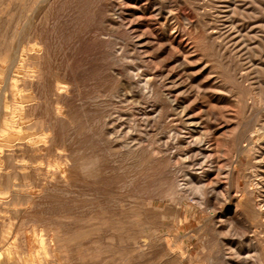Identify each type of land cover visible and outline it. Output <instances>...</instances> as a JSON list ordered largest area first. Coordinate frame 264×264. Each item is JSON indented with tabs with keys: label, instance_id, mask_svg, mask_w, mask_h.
Segmentation results:
<instances>
[{
	"label": "rangeland",
	"instance_id": "374dc122",
	"mask_svg": "<svg viewBox=\"0 0 264 264\" xmlns=\"http://www.w3.org/2000/svg\"><path fill=\"white\" fill-rule=\"evenodd\" d=\"M12 27L22 34L10 43ZM0 36V129L15 133L0 131V231L15 230L13 253L35 226L63 264H264L253 135L264 125V0H0ZM37 125L46 140L28 144ZM56 150L71 164L62 178L46 165ZM91 155L97 165L82 171Z\"/></svg>",
	"mask_w": 264,
	"mask_h": 264
},
{
	"label": "bare ground",
	"instance_id": "6f19581e",
	"mask_svg": "<svg viewBox=\"0 0 264 264\" xmlns=\"http://www.w3.org/2000/svg\"><path fill=\"white\" fill-rule=\"evenodd\" d=\"M15 1V0H14ZM40 1H43V2H47V1H49V0H40ZM19 2V1H18ZM22 3H23V1H22ZM231 3V2H230ZM234 3H235V1H234ZM18 4H20V3H18ZM24 4H25V2H24ZM35 5H36V3H34ZM229 4V3H228ZM5 5V4H4ZM232 5H233V3H232ZM25 6V5H24ZM24 6H23V8H24ZM29 6V5H28ZM46 6H48V5H46ZM255 6V5H254ZM5 7V6H4ZM26 7V6H25ZM221 7V6H220ZM6 8V7H5ZM43 8H44V5H43ZM34 9V8H33ZM33 9H31V14L33 13L32 12V10ZM37 9V8H36ZM256 9V8H255ZM246 10V9H245ZM254 10V9H253ZM252 10V11H253ZM49 11V10H48ZM34 13H35V10H34ZM41 13V12H40ZM222 14V13H221ZM227 14V13H226ZM19 15H21V14H19ZM19 15H18V18H16L18 21H19ZM30 15V14H29ZM28 15V16H29ZM34 15V14H33ZM32 15V16H33ZM8 16V15H7ZM9 16H12V14H10ZM13 17V16H12ZM30 17V19H31V16H29ZM35 17H37V15L35 16ZM34 17V18H35ZM228 18V17H227ZM5 19V18H4ZM11 18L9 17V20H10ZM29 19V18H28ZM27 19V20H28ZM29 19V20H30ZM16 20V21H17ZM28 20V21H29ZM7 21V20H6ZM16 21L15 22H13V24H15L16 23ZM32 21H33V18H32ZM4 22V21H3ZM10 22V21H9ZM30 22V21H29ZM118 22V21H117ZM220 22V21H219ZM19 23V22H18ZM18 23H17V25H18ZM23 23V22H22ZM1 24H3L2 22H1ZM30 24V23H29ZM31 24H34V23H32L31 22ZM8 25V24H7ZM10 25V24H9ZM107 26V25H106ZM7 28V27H6ZM6 28H4V29H6ZM12 28H14V27H12ZM30 28V30H31V26L29 27ZM213 28V27H212ZM218 28V27H217ZM240 28V27H239ZM9 29H11V28H9ZM8 29V30H9ZM21 29H23L22 28V26H21ZM215 29V28H214ZM105 30V29H104ZM183 30H185V29H183ZM210 30V29H209ZM31 32V31H30ZM20 33H21V31H19V30H17V28L15 27L14 29H12V31L10 32V36H9V38H7L6 40L7 41H10V43H11V40L14 38V39H16V36L19 38L20 36H18V34L20 35ZM7 34H8V32H7ZM22 34V33H21ZM249 34V33H248ZM4 35V34H3ZM6 35V34H5ZM217 35V34H216ZM31 36H32V33H31ZM40 36V35H39ZM1 37V36H0ZM26 37V36H25ZM28 37H30V35L28 36ZM209 37V36H208ZM1 39V38H0ZM3 39V38H2ZM4 39H5V36H4ZM4 39L2 40V41H4ZM13 39V40H14ZM40 39V38H39ZM38 39V40H39ZM26 40H27V37H26ZM29 40V39H28ZM18 43H20V41H19V39L18 40H16ZM13 42V41H12ZM26 43H28V41H25ZM33 41H31V43H32ZM39 42V41H38ZM25 43V44H26ZM112 43V42H111ZM22 43H20V45H21ZM24 44V43H23ZM41 44V43H40ZM15 45V44H14ZM13 45V46H14ZM19 45V44H18ZM31 45H33V44H31ZM31 45H29V46H31ZM36 45H39V43H37ZM216 45V44H215ZM9 46V45H8ZM7 46V47H8ZM25 45H23V47H24ZM40 46V45H39ZM55 46V45H54ZM23 47L21 46V49H20V51H22V52H24L25 51V49L24 50H22L23 49ZM41 47H42V45H41ZM44 47V46H43ZM4 48H6L5 46H4ZM11 49V48H10ZM16 49H17V47L15 48V50H13V51H16ZM31 49V48H30ZM33 49H34V51H35V53H33V55H32V62H33V64H34V66H35V62H36V60L38 59V54H40V52L37 50V48L36 47H33ZM44 49V48H43ZM3 50V49H2ZM7 50H8V48H7ZM39 53H38V52ZM42 51V50H41ZM0 52H2L1 50H0ZM3 52H5L4 50H3ZM12 52V51H11ZM17 52H18V50L16 51V53L15 52H13V53H15V54H17ZM21 52V53H22ZM55 52V51H54ZM10 53V52H9ZM13 53H11V54H13ZM25 53H26V51H25ZM30 53V52H29ZM32 53V52H31ZM7 54V53H6ZM22 55H24V53L22 54ZM30 54H28V56H29ZM41 55V54H40ZM43 55V54H42ZM1 56V55H0ZM9 56H11V55H9ZM13 56H16V55H12V57ZM18 56V55H17ZM21 56V55H20ZM19 56V57H20ZM26 56V55H25ZM31 56V55H30ZM30 56H29V58H30ZM22 57V56H21ZM20 57V58H21ZM40 57V56H39ZM10 58V57H9ZM8 58V59H9ZM14 58V57H13ZM16 58H18V57H16ZM15 58V59H16ZM19 58V60H25V59H23V58H25L24 56L22 57V59H20ZM17 60V59H16ZM29 60V59H28ZM2 61V60H1ZM22 61V62H23ZM40 60L38 59V62H39ZM12 62H14V61H12ZM11 62V63H12ZM17 62H20V61H18L17 60ZM30 62V61H29ZM10 64V63H9ZM31 64V63H30ZM19 65V64H18ZM17 65V66H18ZM27 66V65H26ZM10 69H11V64H10V66H8ZM14 67V63H13V66H12V68ZM21 67V66H20ZM41 67V66H40ZM31 68H33L32 70H28V76H30L31 75V73H29V72H32V73H34V75L33 76H35V73L37 72V70H36V68L34 69V67H31ZM30 69V68H29ZM4 70V69H3ZM13 70V69H12ZM17 69H15V71H16ZM5 71V70H4ZM19 71V70H18ZM39 71V70H38ZM52 71V70H51ZM40 72H41V70H40ZM53 72V71H52ZM234 72V71H233ZM20 73V72H19ZM238 73V72H237ZM9 74V73H8ZM14 74H15V72H14ZM16 74H18L17 73V71H16ZM30 74V75H29ZM48 74V73H47ZM148 74V73H147ZM19 75V74H18ZM21 75V74H20ZM40 75V74H39ZM58 75V74H57ZM145 75V74H144ZM6 76H7V74H6ZM25 76V75H24ZM37 76V75H36ZM48 76V75H47ZM46 76V77H47ZM59 76V75H58ZM61 76V75H60ZM31 77V78H30ZM29 77V79L30 80H32V76H30ZM45 77V78H46ZM62 77V76H61ZM3 78V77H2ZM6 78H9V76L8 77H6ZM59 78V77H58ZM26 79V78H25ZM25 79H23V82H24V80ZM34 79V78H33ZM246 79V78H245ZM10 80V79H9ZM12 80V79H11ZM35 80V79H34ZM39 80V79H38ZM44 80H46V79H44ZM64 81V80H63ZM63 81L62 80H57L56 81V83H55V86H54V90H55V93L57 94H59V93H61L62 92V88L64 87V86H66V85H63L64 83H63ZM55 82V81H54ZM26 83V82H25ZM24 83V84H25ZM31 83V82H30ZM38 83V82H37ZM27 84V83H26ZM65 84H66V82H65ZM144 84V83H143ZM14 85H16V84H14ZM127 85V84H126ZM125 85V86H126ZM132 85V84H131ZM130 85V86H131ZM134 85V84H133ZM145 85V84H144ZM13 86V85H12ZM31 86V85H30ZM44 86V85H43ZM14 87V86H13ZM16 87H17V85H16ZM41 87V86H40ZM146 87H147V85H146ZM42 88H44V87H42ZM129 88V87H128ZM131 88V87H130ZM4 89V88H3ZM12 89V88H11ZM46 89V88H45ZM44 89V90H45ZM18 90V89H17ZM20 90V89H19ZM32 90V89H31ZM31 90H29V91H31ZM65 90V89H64ZM127 90H129V89H127ZM1 91V90H0ZM4 91V90H3ZM12 91H13V89H12ZM46 91V90H45ZM34 92V91H33ZM115 92V91H114ZM3 93V92H2ZM20 93V92H19ZM38 93H39V90H38ZM37 93V94H38ZM64 93V92H63ZM70 93V92H69ZM15 94H16V91H15ZM21 94V93H20ZM30 94V93H29ZM49 94V93H48ZM23 95V94H22ZM25 95H27L28 96V94H25ZM25 95H24V98H25ZM31 95V94H30ZM50 95V94H49ZM113 95V94H112ZM254 95V94H253ZM0 96H1V92H0ZM18 96H20L21 97V95H19L18 94ZM34 96H36L35 95V93H34ZM34 96H33V98H34ZM42 96V95H41ZM43 96H45V95H43ZM3 97V96H2ZM1 97V98H2ZM13 97H14V94H13ZM38 97V96H37ZM96 97V96H95ZM109 97V96H108ZM22 98V97H21ZM30 98V97H29ZM47 98V97H46ZM61 98V97H60ZM94 98V97H93ZM115 98V97H114ZM41 99V98H40ZM56 100H57V98H55ZM146 99V98H145ZM7 100V99H6ZM5 99H4V101H6ZM23 100V99H22ZM26 100V99H25ZM37 100V99H36ZM45 100V99H44ZM43 100V101H44ZM147 100V99H146ZM0 101H2V100H0ZM29 101V100H28ZM42 101V100H41ZM47 99H46V103H47ZM148 101V100H147ZM27 102V101H26ZM25 102V103H26ZM38 102V101H37ZM19 103V102H18ZM23 103H24V101H23ZM30 103V102H29ZM43 103V102H42ZM1 104V103H0ZM12 105V104H11ZM45 106H46V104H44ZM55 105H56V103H55ZM99 105V104H98ZM264 105V104H263ZM1 106V105H0ZM13 106V105H12ZM27 106V105H26ZM36 106H37V104H36ZM2 107V106H1ZM7 107H9V103H8V106ZM17 107V106H16ZM13 108V112H12V117H16V115L17 116H19L20 117V120H22V118H23V112L21 113V111L18 109V108ZM48 107H49V105H48ZM64 107V106H63ZM34 108V107H33ZM50 108H51V105H50ZM60 108V107H59ZM59 108L57 107V106H54V112H55V114L57 115V111L59 112ZM106 108V107H105ZM160 108V107H159ZM177 108V107H176ZM6 109V108H5ZM9 109V108H8ZM37 109V108H36ZM46 109H47V107H46ZM49 109V108H48ZM52 109V108H51ZM129 109V108H128ZM145 109V108H144ZM0 110H2V108L0 109ZM7 110V109H6ZM159 110V109H158ZM9 111V110H8ZM26 111V110H25ZM30 111H31V109H30ZM45 112V111H44ZM52 112V111H51ZM43 113V112H42ZM46 113V112H45ZM113 113V112H112ZM6 114V113H5ZM25 114V113H24ZM27 114V113H26ZM54 114V115H55ZM48 115V114H47ZM51 115V114H50ZM53 115V116H54ZM117 115V114H116ZM37 116V115H36ZM58 116V115H57ZM63 116V115H62ZM61 116V117H62ZM70 116H72V115H70ZM253 116V115H252ZM11 117V118H12ZM26 117V116H25ZM40 117V116H39ZM136 117V116H135ZM158 117V116H157ZM10 118V119H11ZM18 118V117H17ZM31 118H32V115H31ZM36 118V117H35ZM139 118V117H138ZM263 118H264V116H263ZM6 119V118H5ZM16 119V118H15ZM14 119V120H15ZM58 119V118H57ZM115 119V118H114ZM35 120V119H34ZM33 120V121H34ZM44 120V119H43ZM46 120V119H45ZM49 120V119H48ZM69 120V119H68ZM260 120H262V119H260ZM264 120V119H263ZM262 120V121H263ZM5 121V120H4ZM10 121V120H9ZM36 121V120H35ZM61 121V120H60ZM174 121V120H173ZM52 122V121H51ZM50 122V123H51ZM0 123H1V120H0ZM20 123H23V124H25L24 122H20ZM34 123V122H33ZM47 123V121H45V124ZM52 123H54V122H52ZM63 123V122H62ZM67 123H68V121H67ZM32 124V123H31ZM36 124H40V121L39 120H37V122H35V125ZM61 124V123H60ZM16 126H17V124H15ZM27 125V124H26ZM34 125V124H33ZM32 125V126H33ZM51 125V124H50ZM59 125V124H58ZM10 126H13L12 124H10L8 121L7 122H3L2 123V128L0 129V131L3 133V135L5 136V137H8V138H12V136H11V134L12 135H14L11 131H9L7 128H9ZM18 126H20V124L18 125ZM31 126V125H30ZM37 126H39L38 128L41 130L38 134L36 133L35 135H30V134H28V135H30L27 139H28V144H36L35 143V141L37 140V139H41V140H43V141H45L46 139L44 138V133H45V129L43 128V125H37ZM45 126V125H44ZM46 126H48V125H46ZM24 127H25V125H24ZM28 127H29V124H28ZM34 127V126H33ZM50 127V126H49ZM62 127V126H61ZM64 127V126H63ZM21 128V127H20ZM256 128V127H255ZM24 129V128H23ZM54 129V128H53ZM61 129V128H60ZM21 130V129H20ZM30 130H32V129H30ZM141 130V129H140ZM15 131V130H14ZM22 131V130H21ZM51 131V130H50ZM145 131H146V129H145ZM149 131V130H148ZM23 132V131H22ZM29 132V131H28ZM27 132V133H28ZM32 132V131H31ZM30 132V133H31ZM33 132H34V130H33ZM53 132V131H52ZM51 132V133H52ZM153 132V131H152ZM18 133V132H17ZM188 133V132H187ZM32 134V133H31ZM34 134V133H33ZM109 134V133H108ZM27 135V136H28ZM65 135V134H64ZM168 135V134H167ZM253 135H255L259 140H258V142H257V145H256V147H255V154L258 156V157H260L263 153H264V145L263 144H261L260 142H261V139L263 138V136H264V125L263 126H261V127H259V128H256V130L253 132ZM53 136V134H51V135H49V138L50 137H52ZM21 137H23V136H21ZM184 137V136H183ZM17 138V137H16ZM25 138V139H26ZM59 138V137H58ZM63 138V137H62ZM116 138H118V137H116ZM193 138V137H192ZM201 138V137H200ZM200 138H194V140H195V144L199 147V148H202L201 146H202V140L200 139ZM13 139H15L14 137H13ZM21 139V138H20ZM112 139H113V137H112ZM111 139V140H112ZM18 140V139H17ZM22 140H23V138H22ZM52 139H50V141H51ZM64 140V139H63ZM121 140H125V139H121ZM15 141V140H14ZM20 141V140H19ZM49 141V140H48ZM60 141V140H59ZM67 141V140H66ZM92 141H93V139H92ZM161 141V140H160ZM3 142V141H2ZM16 142V141H15ZM37 142V141H36ZM118 142V141H117ZM255 142V141H254ZM253 142V143H254ZM11 143H12V141H11ZM14 143V142H13ZM12 143V144H13ZM43 143V142H42ZM48 143H50V142H48ZM51 143H52V141H51ZM59 143V142H58ZM62 143V142H61ZM66 143V142H65ZM64 143V144H65ZM69 143V142H68ZM94 143V142H93ZM100 143H102V142H100ZM114 143V142H113ZM242 143V142H241ZM240 143V144H241ZM245 143V142H244ZM63 144V145H64ZM71 144V143H70ZM75 144V143H74ZM73 144V145H74ZM148 144V143H147ZM193 144H194V142H193ZM238 144V143H237ZM23 145V144H22ZM44 145H45V143H44ZM46 145H49V144H47L46 143ZM164 145H165V143H164ZM15 146V145H14ZM35 146V145H34ZM52 146H54V144L52 145ZM66 146V145H65ZM185 146V145H184ZM196 146V147H197ZM239 146V145H238ZM241 146V145H240ZM13 147V146H12ZM25 147V146H24ZM130 147V146H129ZM161 147V146H160ZM252 147V146H251ZM62 148V147H61ZM66 148V147H65ZM71 148V147H70ZM75 148V147H74ZM105 148V147H104ZM111 148V147H110ZM121 148V147H120ZM212 148V147H211ZM240 148V147H239ZM56 149H58V148H56ZM72 149V148H71ZM76 149V148H75ZM123 149V148H122ZM122 149H120V150H122ZM132 149V148H131ZM165 149V148H164ZM166 149H167V147H166ZM206 149V148H205ZM245 149V148H244ZM1 150H3V149H1ZM60 150V149H59ZM168 150V149H167ZM166 150V151H167ZM198 150V149H197ZM66 151V150H65ZM86 151V150H85ZM101 151V150H100ZM99 151V152H100ZM158 151H160V150H158ZM162 151V150H161ZM160 151V152H161ZM199 152V154H200V150H198ZM239 151V150H238ZM242 151V150H241ZM243 151H245V150H243ZM3 152V151H2ZM29 152V151H28ZM39 152H40V150H39ZM42 152V151H41ZM48 152H49V150H48ZM76 152V151H75ZM129 152V151H128ZM130 152H131V150H130ZM139 152V151H138ZM254 152V151H253ZM37 153H38V151H37ZM54 155H55V157H56V159L54 158V160H56L57 161V163H51L50 161H48L47 162V166L48 167H51L52 169L51 170H53V172L56 174V175H59V176H61V178H62V173L64 172V169L65 168H67L68 166H70L71 164H69V163H67V161H63V160H61L60 159V153H58L57 152V150H56V152H52ZM63 153V152H62ZM61 153V154H62ZM81 153V152H80ZM98 153V152H97ZM104 153V152H103ZM239 153V152H238ZM19 154V153H18ZM30 154H31V151H30ZM195 154H197V151H196V153ZM32 155V154H31ZM34 155V154H33ZM44 155H45V153H44ZM69 155V154H68ZM67 155V156H68ZM34 156H36V155H34ZM49 156H50V154H49ZM92 156V155H91ZM91 156H89V157H86L85 156V158L83 159V160H81L78 164H80V165H82V167H81V169H82V171H84V170H86V172H87V169H91L92 167H93V164H95L96 163V158H94L93 156L91 157ZM95 156V155H94ZM98 156V155H97ZM32 157V156H31ZM81 157V156H80ZM18 157H16V159H17ZM42 158V157H41ZM45 158H48L47 156L45 157ZM50 158H51V156H50ZM176 158V157H175ZM200 158H201V156H200ZM203 158V157H202ZM262 158H264L263 156H262ZM28 159V158H27ZM33 159V158H32ZM65 159V158H64ZM13 160V159H12ZM24 160V159H23ZM28 160H30V159H28ZM28 160H27V163H28ZM79 160V159H78ZM264 160V159H263ZM16 161V160H15ZM25 161V160H24ZM23 161V162H24ZM42 161H44V160H42ZM53 161V160H52ZM75 161V160H74ZM77 161V160H76ZM98 161V160H97ZM101 161V160H100ZM13 162H14V160H13ZM41 162V161H40ZM54 162V161H53ZM39 163V162H38ZM73 163V162H72ZM13 164V163H12ZM15 164V163H14ZM40 164V163H39ZM32 165V164H31ZM43 165V164H42ZM45 165V164H44ZM45 165V166H46ZM76 165H77V162H76ZM75 165V166H76ZM79 165V166H80ZM95 165H97V164H95ZM95 165H94V167H95ZM99 166V165H98ZM8 167V166H7ZM38 167V166H37ZM44 167V166H43ZM42 167V168H43ZM263 167V166H262ZM47 168V167H46ZM64 168V169H63ZM257 168V167H256ZM20 169V168H19ZM47 169H49V168H47ZM69 169V168H68ZM262 169H264V168H262ZM261 169V170H262ZM1 170V169H0ZM17 170V169H16ZM98 170V169H97ZM4 171V170H3ZM38 171H39V169H38ZM65 171H66V169H65ZM68 171V170H67ZM96 171V170H95ZM94 170H93V172H95ZM5 172V171H4ZM7 172V171H6ZM43 172H45V171H43ZM49 172H50V170H49ZM89 172H91V170L89 171ZM9 173V172H8ZM45 173H47V170H46V172ZM45 173H44V175H45ZM200 173V172H199ZM261 173H263V172H261ZM5 174V173H4ZM2 175H3V173H2ZM49 175V174H48ZM54 174H52V176H53ZM253 175H254V178H259L261 175H260V173H259V171H258V169H255V170H253ZM263 175V174H262ZM42 176V175H41ZM58 176V177H59ZM38 177V176H37ZM54 177V176H53ZM262 177V176H261ZM8 179L7 180H10L11 178H10V176H8L7 177ZM45 178H47V177H45ZM85 178V177H84ZM94 178V177H93ZM48 179H50V177H48ZM54 179H56V178H54ZM59 179V178H58ZM91 179H92V177H91ZM262 179H264V178H262ZM16 180V179H15ZM37 180V179H36ZM53 180V179H52ZM96 180V179H95ZM33 181V180H32ZM46 181H47V179H46ZM45 181V182H46ZM50 181V180H49ZM257 181H258V179H257ZM44 181H43V183H45ZM63 182V181H62ZM52 183V182H51ZM259 182H256L255 181V185H257ZM261 183V182H260ZM1 184V183H0ZM35 184H37V182L35 183ZM47 184V183H46ZM74 184V183H73ZM11 185H13V183L11 184ZM45 185V184H44ZM48 185H49V182H48ZM62 185V184H61ZM63 185H65V184H63ZM179 185H181V184H179ZM178 185V186H179ZM260 185V184H259ZM68 186V185H67ZM74 186V185H73ZM261 187H262V185H260ZM39 187H42V186H39ZM53 187H54V185H53ZM64 187H66V185L64 186ZM257 187V186H256ZM4 188V187H3ZM28 188H29V186H28ZM34 188V187H33ZM44 188V187H43ZM51 188V187H50ZM50 188H49V190H50ZM56 188V187H55ZM55 188H53V190L55 189ZM76 188H78V187H76ZM75 188V189H76ZM179 188V187H178ZM177 188V189H178ZM194 188V187H193ZM198 188H200V187H198ZM52 189V188H51ZM171 189V188H170ZM173 189V188H172ZM48 190V191H49ZM65 190V189H64ZM80 190V189H79ZM100 190V189H99ZM165 190V189H164ZM163 190V191H164ZM197 190H199V189H197ZM200 190H201V188H200ZM57 191V190H56ZM59 191V190H58ZM61 191V190H60ZM171 191V190H170ZM73 192V191H72ZM107 192V191H106ZM175 192V191H174ZM62 193V192H61ZM111 193V192H110ZM113 193V192H112ZM198 193V192H197ZM16 194V193H15ZM29 194V193H28ZM109 194V193H108ZM166 194V193H165ZM65 195V194H64ZM100 195V194H99ZM170 195H171V192H170ZM172 195H173V193H172ZM18 196V195H17ZM163 196V195H162ZM177 196V195H176ZM175 196V197H176ZM111 197H112V194H111ZM117 197V196H116ZM147 197H150V196H148L147 195ZM169 197V196H168ZM119 198V197H118ZM112 199V198H111ZM110 199V200H111ZM124 199V198H123ZM113 200V199H112ZM215 200V199H214ZM258 200V199H257ZM117 201H119V200H117ZM127 201V200H126ZM131 202V201H130ZM115 203H117V202H115ZM33 204V203H32ZM121 204V203H120ZM126 204V203H125ZM88 205V204H87ZM43 206V205H42ZM260 216V215H259ZM261 216H263V215H261ZM260 216V217H261ZM234 218V217H233ZM263 218V217H262ZM35 220V219H34ZM6 221V220H5ZM263 221H264V219H263ZM262 221V222H263ZM36 222V221H35ZM107 222V221H106ZM25 223V222H24ZM28 223H30V222H28ZM32 223H34L33 221H32ZM49 223V222H48ZM236 223V222H235ZM264 223V222H263ZM31 224V223H30ZM44 224V223H43ZM1 225V224H0ZM5 225V224H4ZM33 226V225H32ZM37 226V225H36ZM52 226V225H51ZM99 226V225H98ZM1 228V227H0ZM29 228V227H28ZM57 228V227H56ZM253 228V227H252ZM62 229V228H61ZM260 229V228H259ZM12 230H10V228L8 229V230H3V231H0V244H1V246L2 247H4L3 249H4V251H5V254L7 255V258H6V260L5 261H3L2 263L0 262V264H63L64 262L62 261V260H64L63 259V257H64V253L62 254V255H60V252H59V254L56 252V250H58L57 249V247H55L54 246V248L52 247V243H53V239L52 238H50L49 239V241L47 240V236H45V234L43 233V231H40V230H36V228H35V226H34V228H32V229H28V232H26L25 234H24V241H25V246H26V251L25 252H23V253H19V252H15V253H13V249L11 250V247H13V246H15V243H14V239H15V237L12 235V234H14L13 233V231L15 232V230H13L12 232H11ZM65 231V229L63 230V232ZM58 232H59V230H58ZM104 232V231H103ZM157 232V231H156ZM261 232V231H260ZM16 233V232H15ZM51 233V232H50ZM54 234V233H53ZM60 234V233H59ZM13 236V237H12ZM57 236H58V234H57ZM61 236H62V233H61ZM137 236V235H136ZM132 237V236H131ZM69 239V238H68ZM73 239V238H72ZM143 239V238H142ZM69 240H71V238L69 239ZM22 241V240H21ZM72 241V240H71ZM131 241H132V239H131ZM138 242V241H137ZM144 242V241H143ZM22 243V242H21ZM55 243V242H54ZM54 243H53V245H54ZM60 243V242H59ZM139 243H140V241H139ZM16 244H18V243H16ZM24 244V243H23ZM69 244V243H68ZM127 244V243H126ZM135 244V243H134ZM146 244V243H145ZM19 245V244H18ZM65 246H66V244H64ZM23 246V245H22ZM137 246H138V244H137ZM229 246V245H228ZM139 247V246H138ZM140 248V247H139ZM21 249H22V247H21ZM256 249V248H255ZM138 251V250H137ZM136 252V251H135ZM247 252V251H246ZM241 254V253H240ZM244 254H246V253H244ZM1 256V255H0ZM63 256V257H62ZM258 256V255H257ZM264 256V255H263ZM75 258V257H74ZM151 258V257H150ZM72 259V258H71ZM78 259V258H77ZM126 259V258H125ZM124 259V260H125ZM262 259V258H261ZM66 260V259H65ZM73 260V259H72ZM128 260V259H127ZM263 260V259H262ZM63 262V263H62ZM72 263V262H71ZM261 263V262H260ZM209 264V263H208ZM239 264V263H238Z\"/></svg>",
	"mask_w": 264,
	"mask_h": 264
}]
</instances>
